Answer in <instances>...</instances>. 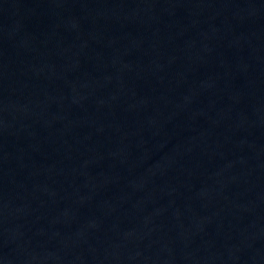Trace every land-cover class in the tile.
I'll return each instance as SVG.
<instances>
[{"label":"water","instance_id":"obj_1","mask_svg":"<svg viewBox=\"0 0 264 264\" xmlns=\"http://www.w3.org/2000/svg\"><path fill=\"white\" fill-rule=\"evenodd\" d=\"M0 264H264V0H0Z\"/></svg>","mask_w":264,"mask_h":264}]
</instances>
